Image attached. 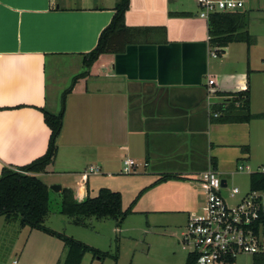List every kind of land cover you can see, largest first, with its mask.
I'll return each mask as SVG.
<instances>
[{"label": "crops", "instance_id": "obj_1", "mask_svg": "<svg viewBox=\"0 0 264 264\" xmlns=\"http://www.w3.org/2000/svg\"><path fill=\"white\" fill-rule=\"evenodd\" d=\"M117 2L0 0V176L4 167L45 155L51 131L42 110L63 111L55 164L40 175L49 188L71 189L82 202L113 189L132 159L142 173L134 176L131 197L144 191L138 201L151 196L152 214L175 213L188 223L204 212L207 171L232 179L251 159L252 131H264V120L217 123L213 112L226 99L213 92L230 90L249 73L252 97L257 73L211 80L216 48L209 23L186 0H131L126 24L138 31L126 50L102 55L86 70L84 55L96 48ZM255 4L247 1V10ZM228 50L217 58H228ZM251 97V113L263 114L253 112ZM91 167L99 173L83 181ZM166 175L180 178L159 182ZM6 259L0 253L1 264Z\"/></svg>", "mask_w": 264, "mask_h": 264}, {"label": "rangeland", "instance_id": "obj_2", "mask_svg": "<svg viewBox=\"0 0 264 264\" xmlns=\"http://www.w3.org/2000/svg\"><path fill=\"white\" fill-rule=\"evenodd\" d=\"M186 1L192 6L188 5L193 8L192 10L198 11L199 15V6L194 5L191 0ZM248 1L252 2V0ZM246 12V30L253 37L250 46L248 47L245 43H233L227 51L228 58L212 59L211 80H214L215 76L232 71L240 73L251 69L252 72H256L257 76L254 74L252 77L254 80L252 109L253 112H264V0H256V4L248 7ZM256 132L255 129L252 131L251 159L239 163L240 167L249 165L252 171L264 166V131L261 136H257ZM140 173H142L141 170L131 175L115 176L114 181L109 183L113 187L111 191L115 190L114 192L122 194L124 210L138 198L136 195L133 199L130 193L134 176ZM250 175L249 172H236L232 179L228 180L230 189L238 187L240 190V194L234 198L230 197L228 190L222 191V196L229 206L239 205L243 198L251 193ZM44 179L41 180L44 181ZM50 189L51 213L44 225L110 256L100 261L99 258L95 259L91 254H86L81 264L187 263L190 249H183L180 241L187 231L188 223L184 216L179 214L176 216L175 213L152 214L151 207L147 203L151 196L144 195L139 201L137 200L138 204H135L133 213L127 217L120 228H117L115 221L96 219L89 220V227L85 228L75 225L72 219L59 213L60 193L53 191L52 186ZM260 197L264 202V193H261ZM0 253L8 258L4 260V264H10L14 260H20L21 264H58L66 257L64 245L57 238L40 231L21 228L18 222H6L4 218H0ZM115 256H118L117 262ZM235 264H253V257L239 256Z\"/></svg>", "mask_w": 264, "mask_h": 264}, {"label": "trees", "instance_id": "obj_3", "mask_svg": "<svg viewBox=\"0 0 264 264\" xmlns=\"http://www.w3.org/2000/svg\"><path fill=\"white\" fill-rule=\"evenodd\" d=\"M130 7L131 0H118L114 9L115 15L110 25L101 33L96 48L84 55L83 64L86 70L90 69L102 55L122 54L126 50L130 37L138 31L129 28L126 24V14ZM246 14L245 11L212 15L209 21L212 47L221 49V52L233 43H245L249 47L253 37L246 30ZM86 74V72L82 73L75 80ZM242 79L240 84L230 90L219 88L213 92L217 97L226 99L213 112L214 120L217 123H249L253 120H264V113H251L249 73ZM64 98L62 105H64ZM42 112L45 123L51 131L48 149L45 155L26 166L3 168L0 176V218H4L6 222H18L21 228L40 231L60 240L66 250V257L59 264H81L86 254H91L95 259L99 258L100 261H104L110 257L108 253L44 225L51 213V189L41 180L40 175L49 174L55 164L58 154V138L63 129L64 112L54 114L44 109ZM215 114L218 116L215 117ZM179 178L175 175H166L159 182ZM250 190L252 193H264L263 173L250 175ZM60 196L59 213L72 219L75 225L85 228L89 227L88 221L91 219L112 220L116 222L117 228H120L127 217L133 213V208L139 198L138 196L130 207L124 210L122 194L107 188L100 189L97 196H88L82 202L77 200L75 192L71 189H63ZM261 223L264 224V215L261 218ZM114 258L117 262L118 256ZM235 262L236 260L233 259L225 264H235ZM186 264H197V255L189 253ZM253 264H264V254L255 255Z\"/></svg>", "mask_w": 264, "mask_h": 264}, {"label": "built area", "instance_id": "obj_4", "mask_svg": "<svg viewBox=\"0 0 264 264\" xmlns=\"http://www.w3.org/2000/svg\"><path fill=\"white\" fill-rule=\"evenodd\" d=\"M248 0H197L200 8L199 18L209 23L212 15L217 13L245 12ZM221 49L211 52L216 59ZM213 85V81L210 82ZM215 117L218 115L215 114ZM98 168L91 167L82 174L87 181L92 174L99 173ZM138 172V165L132 159L123 163V174ZM238 172L263 173L264 167L252 171L249 165L238 167ZM223 176L211 168L205 174L203 183L205 192L204 212L192 215L187 224V231L182 235L180 244L189 253L197 255V264H225L229 260H237L239 256L264 254V202L261 193L246 195L239 205L229 206L222 196L228 190L230 197L240 194L239 188L223 187ZM12 264H19L14 260Z\"/></svg>", "mask_w": 264, "mask_h": 264}, {"label": "water", "instance_id": "obj_5", "mask_svg": "<svg viewBox=\"0 0 264 264\" xmlns=\"http://www.w3.org/2000/svg\"><path fill=\"white\" fill-rule=\"evenodd\" d=\"M223 187L225 188L226 186H227V178H225L224 176H223ZM52 190L53 191H55V192H57V193H60L61 191H62V187L61 186H52Z\"/></svg>", "mask_w": 264, "mask_h": 264}]
</instances>
